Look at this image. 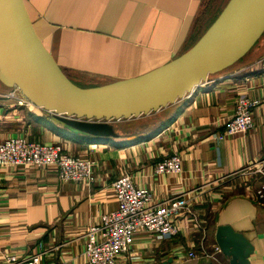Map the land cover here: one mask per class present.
<instances>
[{"label":"crops","instance_id":"0c3cea01","mask_svg":"<svg viewBox=\"0 0 264 264\" xmlns=\"http://www.w3.org/2000/svg\"><path fill=\"white\" fill-rule=\"evenodd\" d=\"M24 1L37 35L63 72L102 82L138 77L181 55L209 8V0ZM5 88L0 83V141L28 134L62 144L64 153L96 161L97 180L63 182L55 165L0 166V264L9 255L21 259L37 251L41 243L42 264H85L87 231L118 208L112 183L125 173L150 189L151 206L182 201L176 220L183 228L172 239L138 231L117 264H163L171 256L176 264H229L223 252L203 253H213L220 224L243 232L255 245L250 264H264V202L253 197L264 181L256 169L264 157V36L234 68L215 75L175 109L166 108L167 122L119 138L91 135L55 117L49 119L53 126L41 124L36 118L47 120V111ZM242 93L257 101L254 126L220 139ZM175 153L182 157V171L156 172V163ZM194 215L206 226L204 241ZM190 251L199 257L191 259Z\"/></svg>","mask_w":264,"mask_h":264},{"label":"water","instance_id":"95a60500","mask_svg":"<svg viewBox=\"0 0 264 264\" xmlns=\"http://www.w3.org/2000/svg\"><path fill=\"white\" fill-rule=\"evenodd\" d=\"M264 35V0H229L198 41L138 77L95 87L75 83L37 35L24 0H0V82L79 131L121 137L119 123L158 113L242 60ZM216 242L229 264H250L254 243L230 224ZM163 264H176L173 256ZM198 264H214L201 262Z\"/></svg>","mask_w":264,"mask_h":264},{"label":"built area","instance_id":"2783aa9c","mask_svg":"<svg viewBox=\"0 0 264 264\" xmlns=\"http://www.w3.org/2000/svg\"><path fill=\"white\" fill-rule=\"evenodd\" d=\"M256 103L257 101L250 99L246 93H242L238 98L235 114L228 120L225 132L219 138L249 132L254 126L252 109ZM64 149L62 144L33 140L28 134L10 136L0 141V166L55 165L63 182L88 185L94 183L97 180L94 172L96 161L89 157L64 153ZM256 167L257 172L264 176V157ZM182 169L183 160L177 153L165 157L155 165L156 172L160 174L179 173ZM112 185L118 199V208L104 214L102 224L92 226L87 231L85 264H117L119 257L131 250L135 234L140 230L151 231L159 239H172L183 228L176 220L183 205L182 201H174L168 207L151 206L150 189L136 185L133 176L129 173L116 178ZM253 197L256 201L264 202V181L254 190ZM194 218L197 228L203 233L204 241L207 234L206 226L196 215ZM213 248V253L207 252V249H203V253L215 257L218 252H222L217 243ZM45 253L41 243L37 251L21 259L15 254L7 256L6 263L42 264ZM189 257L197 259L199 255L195 251H190Z\"/></svg>","mask_w":264,"mask_h":264},{"label":"trees","instance_id":"16d2710c","mask_svg":"<svg viewBox=\"0 0 264 264\" xmlns=\"http://www.w3.org/2000/svg\"><path fill=\"white\" fill-rule=\"evenodd\" d=\"M227 2L225 3V5L227 4ZM225 5L224 6L219 5V6H215V7H212V8H210V7L208 8V14L205 17V21H203L204 23L201 22L200 25H197V27H195V29L193 30V32L191 34V42H190L189 48H190V46L195 44L198 41V39L203 35V33L210 27V25L215 21V19L221 13V11L225 7ZM260 41H261V39L258 41V43H260ZM258 43L254 47H256L258 45ZM237 64L233 65L230 68L225 69L224 72L229 70V69L234 68ZM218 74H220V73H218ZM108 82H111V81L96 82V83H90V84H85V85L78 84V83L77 84L80 85V86H83V87H95V86H100V85L106 84ZM5 87H8V86L5 85ZM8 88H10V87H8ZM175 106H176V104H174V105H172V106H170L168 108L172 109ZM167 109H164V110H162V111H160L158 113H155V114H152V115H149V116H145V117H142V118L124 120V121L119 123V127H118L119 129L118 130L121 132L122 135L138 134V133L145 132L149 127H151V125H154V124H156L158 122H163V121L167 122L168 121V119L170 117H169V114L166 112ZM46 113L48 114V116H47L48 119L47 120H44L43 117H37L36 121L40 122L41 124H43L46 121L45 123L47 125L53 126L49 119L53 118L54 115L52 113L48 112V111Z\"/></svg>","mask_w":264,"mask_h":264},{"label":"rangeland","instance_id":"374dc122","mask_svg":"<svg viewBox=\"0 0 264 264\" xmlns=\"http://www.w3.org/2000/svg\"><path fill=\"white\" fill-rule=\"evenodd\" d=\"M227 1L228 0H209V7L212 8V7L219 6V5L224 6ZM205 6H206V4H205ZM203 12L202 13L204 14V18H205L207 16V14H208V8L206 10L203 9ZM262 38H261V40H262ZM68 76L74 82H76L78 84H83V85L90 84V83H96V82H102L103 81L101 79H97L95 76H89V75H85V74L69 73ZM11 89H13V91H14L13 94H15V90H14L15 87H10V88L7 87V88H5V90H8V91H10ZM17 92H19L22 95L24 100H26L27 103H29L31 107H33V108L35 107L37 109L36 106H34L32 103L28 102V100L23 96L21 91L17 90ZM13 94H11V92H9L7 94L8 95L7 97L8 98H13Z\"/></svg>","mask_w":264,"mask_h":264},{"label":"bare ground","instance_id":"6f19581e","mask_svg":"<svg viewBox=\"0 0 264 264\" xmlns=\"http://www.w3.org/2000/svg\"><path fill=\"white\" fill-rule=\"evenodd\" d=\"M15 89H17V90H19L18 88H15ZM28 100V99H27ZM29 101V100H28ZM30 102V101H29ZM30 103H32V102H30ZM33 104V103H32ZM34 105V104H33ZM35 106V105H34ZM37 107V106H36ZM39 108V107H38Z\"/></svg>","mask_w":264,"mask_h":264}]
</instances>
